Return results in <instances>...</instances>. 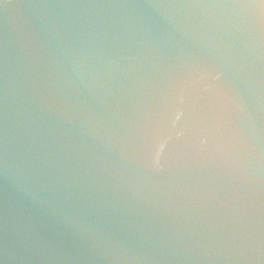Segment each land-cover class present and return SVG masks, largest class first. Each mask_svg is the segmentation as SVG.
I'll return each mask as SVG.
<instances>
[{"label": "water", "instance_id": "95a60500", "mask_svg": "<svg viewBox=\"0 0 264 264\" xmlns=\"http://www.w3.org/2000/svg\"><path fill=\"white\" fill-rule=\"evenodd\" d=\"M260 2L0 0V264H264Z\"/></svg>", "mask_w": 264, "mask_h": 264}, {"label": "clouds", "instance_id": "9594fccd", "mask_svg": "<svg viewBox=\"0 0 264 264\" xmlns=\"http://www.w3.org/2000/svg\"><path fill=\"white\" fill-rule=\"evenodd\" d=\"M239 8L245 9H255L256 21L264 20V0H261L259 5H244ZM9 174V167L7 170ZM25 195H32L36 193L35 191L25 189L23 190ZM81 239H83L93 250L102 252L104 248L115 245L114 241L109 239L103 233L99 232H89L88 234L82 233ZM19 243L25 251H39L47 250L48 252H53L52 246L42 237H40L32 227H26L21 229L19 233ZM103 259H117L118 257H109L105 255H100Z\"/></svg>", "mask_w": 264, "mask_h": 264}]
</instances>
